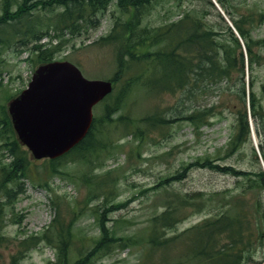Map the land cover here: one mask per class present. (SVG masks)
<instances>
[{
	"label": "rangeland",
	"instance_id": "rangeland-1",
	"mask_svg": "<svg viewBox=\"0 0 264 264\" xmlns=\"http://www.w3.org/2000/svg\"><path fill=\"white\" fill-rule=\"evenodd\" d=\"M231 11L241 10L254 13L256 22L252 30L254 39H264V0H226ZM204 0H153L152 7L143 17V25H156L177 19L184 10ZM219 8L207 6L208 19L215 23L222 37L228 36L227 25H232L229 14L218 3ZM220 14H218L217 12ZM45 13V11H40ZM2 6L0 0V15ZM99 26L89 33L83 31L66 35L67 42L58 50L57 59H67L77 65L89 79H112L119 72V47L103 40L116 26L119 17L125 19L117 0H112L102 9ZM48 38H43L46 41ZM101 39V40H100ZM55 44L56 40L53 41ZM18 45V44H17ZM0 45V117L2 105L8 99L28 86L38 63L34 51H24L20 45ZM24 52H22V51ZM262 58L250 66L245 64L246 81H254L257 96L264 95V46L257 47ZM116 81V92L125 86V77ZM220 85V84H219ZM218 86L208 87L207 92L185 103L171 95H159L149 91L143 84H135L125 94L120 108L106 122L102 135H97L96 146L86 159L64 161L54 172L49 168L48 159H32V173L47 181L49 188L35 184L29 179L6 183L9 196L0 189V264H8L13 255L23 257L22 264H57L58 249H52L47 239L37 244L27 241L33 235L42 236L48 227L52 228L53 218L60 205L64 225L71 224L68 239L67 261L69 264L78 258L83 264H142L147 254L146 238L150 232L151 219L161 214L167 201L175 194L204 193L202 202L210 208L219 209L230 205L234 197L244 194L255 175L235 176L231 173L216 172L205 166L187 168L194 161L230 162L242 169L264 168L253 157L252 146L260 143L257 133L251 136L238 154L224 158L226 145L236 129V114L229 107V99ZM115 92V94H116ZM168 123L161 129H146L139 153L128 156V151L137 145L131 135L123 136L124 121L121 115L129 114L133 120L144 125L142 119L157 106L166 108ZM107 104L114 105V95L94 107V115L103 117ZM214 105L210 123L200 129L186 118L191 107ZM173 108L175 113L173 112ZM7 109V108H6ZM184 111V112H181ZM169 112V113H168ZM100 117V118H101ZM99 118V119H100ZM126 129V128H125ZM4 131V132H3ZM264 137V135H263ZM5 129L0 126V166L10 161V151L5 146ZM231 156V157H229ZM229 157V158H228ZM228 158V160H227ZM184 175V178H176ZM261 199L264 207V185L256 184L248 189ZM108 193V199L103 196ZM59 196L64 197L61 201ZM249 197V194H247ZM119 203V207L114 206ZM249 206L246 205V207ZM72 212H70V210ZM75 211V212H74ZM206 211L197 210L193 204L184 207L179 216L186 215L171 228H165L166 236H174L185 228L201 220ZM264 217V214H261ZM103 220L108 233L116 238L133 237L135 243L123 248L107 250L97 247L101 237L100 223ZM58 226L57 223H54ZM264 231V218L260 227ZM119 238L120 242H125ZM21 242V243H20ZM114 242L113 245H119ZM180 242L169 248L171 257L180 251ZM113 247V246H112ZM260 253V251H258ZM259 256L260 254H256ZM202 264V263H197Z\"/></svg>",
	"mask_w": 264,
	"mask_h": 264
},
{
	"label": "trees",
	"instance_id": "trees-1",
	"mask_svg": "<svg viewBox=\"0 0 264 264\" xmlns=\"http://www.w3.org/2000/svg\"><path fill=\"white\" fill-rule=\"evenodd\" d=\"M111 1L1 0L0 45L18 44L25 51H34L38 56L37 65L51 61L67 42L68 33H89L92 28L99 26L102 9H106ZM218 1L244 40L245 50L239 36L230 26L226 27L228 36L222 37L215 23L208 19L207 6L216 9L211 0H204V4L198 2L192 9L184 10L177 19L156 25L142 24L153 0H117L119 9L126 18L122 20L119 17L112 32L102 39L119 47V72L112 80L116 83L118 76L119 79L125 77V86L116 92V85L114 92L107 96L109 99L114 95V105L107 104L103 117L94 118L87 136L70 152L57 159H49V168L57 172L56 164L75 158L86 159L92 151L99 150L95 144L97 135L104 132L107 134L104 130L106 122L112 121L111 115L120 108L128 89L138 83L146 85L149 91L155 94L171 95L175 98V103L178 100L185 103L207 92L210 86L220 84L221 89L224 86L222 83L226 81L228 85L223 89V93L228 96L229 107L235 112L237 122L236 129L227 142V152L223 156L226 158L233 153L238 154L246 143H251L252 117L264 161V95L257 96L253 79H245V64L253 66L261 60L262 55L256 48L264 46V39H254L252 36L257 20L254 13L231 11L226 0ZM41 10L45 13H40ZM259 16V19L264 18V13ZM44 37L48 40L42 41ZM172 107L170 103L164 109L157 106L142 119L144 125L130 118L129 114L119 117V120L125 122L123 133L128 131L123 136L131 135L138 141L137 145L128 151V156L141 152L146 129H161L168 123L166 113L168 108ZM214 107L210 105L188 108L185 110L188 111L186 118L196 129H200L210 123ZM172 113H175L174 108ZM0 126L5 129L7 137L11 136L10 139H4L11 159L7 163H1L0 189H4L5 194L9 196L6 183L20 179H29L50 189L47 181L32 173L33 160L30 152L19 142L4 105ZM252 151L259 165V155L254 146ZM193 166H205L216 172L231 173L235 176L255 175L249 188L252 189L256 184L264 185L262 167L257 170H244L229 161L214 162L213 159L194 161L189 163L187 168L190 170ZM176 178L182 179L184 175H178ZM249 188H245L244 194L234 197L230 205L224 204L219 209L210 208L206 202H202L204 193L175 194L167 201L165 210L151 219L150 232L146 238L149 247L147 254L141 259L142 264H263L264 231L260 227L264 218L261 215L264 214V207L261 205V199L254 196ZM108 195L103 194L106 200ZM58 199L63 201L64 197L59 196ZM190 204L199 211H206L205 216L177 235L166 236L165 228H171L183 219L186 215L179 216V212ZM0 205H3L1 201ZM113 205L119 207V203ZM63 216L59 205L52 228L48 227L42 236L33 235L27 239L32 244L47 239L49 247L58 249L57 264H67L68 239L72 234L71 224L64 225L61 220ZM100 232L97 247L106 249L107 253L112 248H123L136 242L133 237H119L125 241L120 242L119 238L108 233L103 220L100 223ZM116 241L120 243L114 246ZM178 242L181 249L171 257L169 248ZM22 258L13 255L8 264H22ZM69 264H83V259L78 258Z\"/></svg>",
	"mask_w": 264,
	"mask_h": 264
},
{
	"label": "water",
	"instance_id": "water-1",
	"mask_svg": "<svg viewBox=\"0 0 264 264\" xmlns=\"http://www.w3.org/2000/svg\"><path fill=\"white\" fill-rule=\"evenodd\" d=\"M113 89L112 82L87 79L67 60L41 64L28 87L8 102L20 142L35 158H57L87 135L93 106Z\"/></svg>",
	"mask_w": 264,
	"mask_h": 264
},
{
	"label": "bare ground",
	"instance_id": "bare-ground-1",
	"mask_svg": "<svg viewBox=\"0 0 264 264\" xmlns=\"http://www.w3.org/2000/svg\"><path fill=\"white\" fill-rule=\"evenodd\" d=\"M65 28H66V27H65ZM68 34H69V33H68ZM68 34H67V35H68Z\"/></svg>",
	"mask_w": 264,
	"mask_h": 264
}]
</instances>
